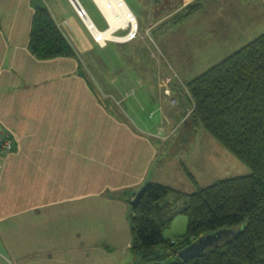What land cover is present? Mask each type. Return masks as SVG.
Instances as JSON below:
<instances>
[{
    "label": "crops",
    "instance_id": "crops-1",
    "mask_svg": "<svg viewBox=\"0 0 264 264\" xmlns=\"http://www.w3.org/2000/svg\"><path fill=\"white\" fill-rule=\"evenodd\" d=\"M32 1L0 0V121L14 138L0 169V264H135L128 199L113 193L149 181L183 188L156 178L157 132L136 114L133 126L116 114L128 109L106 110L107 99L80 81L75 59L32 55ZM68 1L44 0L75 47L72 39L89 29ZM79 1L86 9L87 0ZM193 1L126 0L141 36ZM205 6L203 0L174 26H186ZM208 6L214 19L202 21L207 34L196 40L202 44L209 36L223 46L246 44L264 32V0H211Z\"/></svg>",
    "mask_w": 264,
    "mask_h": 264
},
{
    "label": "trees",
    "instance_id": "trees-1",
    "mask_svg": "<svg viewBox=\"0 0 264 264\" xmlns=\"http://www.w3.org/2000/svg\"><path fill=\"white\" fill-rule=\"evenodd\" d=\"M32 4V55L39 60L77 57L49 8L39 0ZM202 6L201 0L189 3L174 20L189 17ZM188 92L194 121L247 164L251 173L217 179L207 186H200L190 174L198 185L191 193L146 182L132 206L134 263L264 264V32L190 80ZM179 214L188 217L186 232L166 237L165 229ZM222 228L239 232L200 256L178 255L202 235Z\"/></svg>",
    "mask_w": 264,
    "mask_h": 264
},
{
    "label": "rangeland",
    "instance_id": "rangeland-1",
    "mask_svg": "<svg viewBox=\"0 0 264 264\" xmlns=\"http://www.w3.org/2000/svg\"><path fill=\"white\" fill-rule=\"evenodd\" d=\"M210 1L205 0L206 11L194 16L186 26H174L175 20L170 18L158 26L153 34L147 31L141 36L138 25L137 36L129 42L112 40L101 46L89 30L82 32L80 29V34L72 39L79 54L74 58L69 57L75 59L80 67V81L89 84L95 97L107 99L110 105L106 110L113 112L112 107L117 111L120 108L128 109L127 114H116L132 126V115L136 114L134 117L140 124L151 130L153 135L157 132L158 136L152 137L162 140L158 144L156 178L181 186V190L190 193L198 186L190 174L194 175L200 186H207L217 179L251 173L247 164L215 140L192 117L193 100L187 95L188 82L228 56L230 53L227 50L238 41L224 46L210 36L203 44L196 41L199 35L207 34L205 30L201 33V29H205L201 27L202 21L214 19V12L208 6ZM84 5L99 29L105 30L103 28L108 20L98 3L87 0ZM184 8L174 17L180 15ZM130 27L131 24L124 31L128 33ZM120 30L114 34L119 35ZM240 44L237 48L245 43ZM186 131L189 133L188 139L182 137ZM167 156H170L169 160ZM142 187L113 193L128 199V221L133 213L131 201L135 198L134 193ZM101 221L95 220L97 223ZM187 225L188 217L179 214L165 229L164 235L169 238L181 235L186 232ZM103 236L108 234L104 232ZM111 236L114 235L110 233ZM120 258L123 260L125 256Z\"/></svg>",
    "mask_w": 264,
    "mask_h": 264
},
{
    "label": "bare ground",
    "instance_id": "bare-ground-1",
    "mask_svg": "<svg viewBox=\"0 0 264 264\" xmlns=\"http://www.w3.org/2000/svg\"><path fill=\"white\" fill-rule=\"evenodd\" d=\"M98 5L103 10L108 22L109 27L105 30H101L97 27H94L93 21L85 15L86 23L92 28L95 36L101 43H105L107 40H115L121 42L122 39H119L116 34L113 32L119 29L120 27H126L131 23H134L133 30L130 35H133L137 29V20L131 11L126 0H95Z\"/></svg>",
    "mask_w": 264,
    "mask_h": 264
},
{
    "label": "water",
    "instance_id": "water-1",
    "mask_svg": "<svg viewBox=\"0 0 264 264\" xmlns=\"http://www.w3.org/2000/svg\"><path fill=\"white\" fill-rule=\"evenodd\" d=\"M71 1L73 2L76 9L82 7V4L79 0H71ZM40 5L46 6V3L44 1H41ZM88 17L92 20L90 15ZM143 189L144 187H142L139 191L134 193L135 198L131 201L132 205L137 204L139 197L143 192ZM238 232L239 230L237 231L234 229L222 228V229H218L216 231L210 232L206 235H202L197 240L193 241L192 243H190L189 245L181 249L178 252V255L183 259L200 256L201 254L205 253L209 248L218 245L224 238L230 235H235ZM136 264H142V263L138 262Z\"/></svg>",
    "mask_w": 264,
    "mask_h": 264
},
{
    "label": "built area",
    "instance_id": "built-area-1",
    "mask_svg": "<svg viewBox=\"0 0 264 264\" xmlns=\"http://www.w3.org/2000/svg\"><path fill=\"white\" fill-rule=\"evenodd\" d=\"M77 13L78 15L85 21V18L84 16L87 15L89 16L87 10L82 6L81 8H77ZM137 20V19H136ZM93 21V20H92ZM85 24L87 25L89 31L91 32L94 40L96 42H98L101 46H105L107 45L108 41H112V40H107L105 43H101L98 38L95 36L94 32L92 31V28L86 23L85 21ZM134 23H131V29L130 31L127 33H124V34H119V35H116L119 37V39H122L121 42H126L130 39H132L133 37H135V35L137 34V29H138V22H137V29L135 31V33L133 35H130L131 31L133 30V25ZM93 25L94 27H97L99 28L95 22L93 21ZM130 25V24H129ZM127 27V26H126ZM126 27H120L121 29H126ZM117 29L116 31L120 30ZM116 31H114L113 33H115ZM115 41V40H113ZM13 143H14V138H13V135L11 134V132L9 130H7L6 128H4L2 126V123L0 121V168L2 166V163L5 159V157L10 153V151L12 150L13 148Z\"/></svg>",
    "mask_w": 264,
    "mask_h": 264
}]
</instances>
